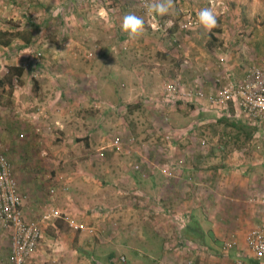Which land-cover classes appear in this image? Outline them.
<instances>
[{
    "label": "rangeland",
    "instance_id": "obj_1",
    "mask_svg": "<svg viewBox=\"0 0 264 264\" xmlns=\"http://www.w3.org/2000/svg\"><path fill=\"white\" fill-rule=\"evenodd\" d=\"M259 1L264 6V0ZM132 3V12L144 19V32L139 39L130 41L122 32L125 14L111 15L101 30L102 40L92 37L90 44L75 40L78 45L72 50L75 58L68 67L72 71L70 77L67 70L63 77L60 70L43 68L45 84L52 82L61 87L67 84L70 93L62 94L54 103L49 101L48 94L44 103V92L33 85L29 94L20 96L26 105L23 116L29 123L32 124V117L26 112L36 105L40 108L37 113L41 123H46L47 117H56L55 109H61L71 123L68 135L71 141L65 150L57 142L58 130H47L44 124L39 136L43 140L33 144L28 129L31 124H27L22 131L24 136H17L10 151L13 159L23 158L18 159L17 167L29 185L41 184L36 188L40 203L32 219L40 223L42 238L27 264H74L72 255L77 261L81 257L87 259L85 264H159L163 257L170 264L194 262L189 247L160 255L158 238L154 239L152 234L160 237L158 232L162 228L170 234L169 240L177 232L184 234L186 224L180 221L187 220L199 199L227 197L228 187L233 184L229 177L239 183V178L248 174L247 166L254 167L253 173L261 177L259 184L264 185L262 128L256 130L245 119L241 122L234 117L218 118L206 106L197 110L191 103H162L164 83L178 81L186 86L192 83L193 75L197 76L198 69L190 58L192 39L199 29H195L197 25L182 28L188 20H195L194 16L180 15L175 8L159 16L133 7L138 0ZM259 11L254 17L245 13L243 16V12L234 14L233 20L264 26V7ZM203 32L206 31L200 33ZM96 41L105 42L102 61L96 58L101 53ZM88 51L93 52L92 58H86L84 52ZM4 91L11 97L9 89ZM31 96L41 98V104L32 106ZM54 97H50L51 101ZM215 133L219 140L212 143L215 148L225 143V149L237 147L244 149L246 155H232V159L220 154L211 157L208 142L211 144L214 140L211 135ZM84 137L89 140L81 142ZM135 157L150 159L154 170L168 168V172L162 169L149 172L150 166L131 170ZM228 163L230 168H220ZM187 170L183 178L177 173ZM211 175L215 177L212 180ZM232 193L240 198L239 193ZM239 207L248 209L237 205V210ZM220 210L214 211L217 217ZM223 225L224 230L237 234L234 238L226 235L223 243L240 242L248 230L245 223ZM75 246L80 249V256L73 254L71 248ZM217 247L220 250L216 248L210 254L215 264L232 263V256L221 253L219 241ZM107 256H111L109 260H105ZM119 257H124L125 262H118Z\"/></svg>",
    "mask_w": 264,
    "mask_h": 264
},
{
    "label": "crops",
    "instance_id": "obj_2",
    "mask_svg": "<svg viewBox=\"0 0 264 264\" xmlns=\"http://www.w3.org/2000/svg\"><path fill=\"white\" fill-rule=\"evenodd\" d=\"M258 1L173 0L175 12L180 15L194 16L193 19L197 21L195 29H199V32L195 33V37L192 39L193 52L190 58V62L198 69L197 76L194 77L193 75L192 77L191 82L194 84L191 83L185 86L180 83L184 88H200L206 94H210L214 93L217 88L239 84L246 75L247 69L253 65L264 69V26L256 24L254 27L248 20L247 22H239L238 18L233 20L234 14L242 12L243 16L244 13L253 17L258 14L259 10H263L264 7ZM132 4V0H0V66L2 67L0 68V149L12 165L13 174L18 181L19 192L23 197L22 210L25 219L28 221H33V212L40 203L38 202L40 195L36 188L41 184L35 187L34 185L30 186L29 181L24 178L17 167L18 159L21 161L23 158L19 156L15 160L10 154L17 136L21 135L23 137L25 134L22 132L24 126L31 124L23 116L25 115L26 105L20 100V96L23 93L29 94L33 85L34 89L38 88L39 92L40 89L44 92L45 96L42 99L44 103L48 94L51 96L55 95L54 101H51V96L49 97V101L54 103L61 98L62 94L70 93L66 87L68 86L67 84L62 85V87L54 85L55 83L52 82L45 84L47 80L42 77L43 73H45L44 69L49 67L53 72L60 70L63 73V77H66L67 70V77H70L72 71L68 67L75 58L73 56L75 53H72L73 47L76 48L75 46L78 45V42L90 44V38L92 37L102 40L100 38L104 32L101 30L104 28L103 25L109 21L107 17H111V15L115 17L117 14L123 15L132 12ZM209 7L217 17V26L211 32L200 33L204 28L199 25L197 20L198 10ZM75 40H78V42ZM95 45L101 52L96 57L99 59L97 61H102V58L104 60L102 55L106 51L103 49L105 42L103 44V41H96ZM9 61H14V63H9ZM10 67H21L23 69L19 83H17L15 78L12 79L10 85L1 81ZM31 78H34L35 81H32ZM219 85L221 86L218 87ZM44 86H48V88H44ZM5 89H9L11 97L4 94L7 92L4 91ZM30 99L32 106L41 104L39 103L41 98L36 99V97L31 96ZM62 102L65 104L64 100ZM193 105L197 110L199 107H203V105ZM31 108L33 110L30 111L28 109L26 113L27 116L30 113L32 117V124L28 126L30 127L28 129L32 133L33 144L43 140H40L39 136L41 134L40 126L44 124L47 125V130L52 128L58 130L56 135L60 139L57 142L60 144V148L65 150L67 148L66 144L70 140L68 135L71 128V123L66 121V114L61 109H55L57 116L47 117V122L41 123L39 113H37L40 109L39 105ZM233 115L234 119L238 118L236 120L243 119L239 118L234 112ZM36 116L38 118L35 121L34 117L36 118ZM222 119L230 120L232 118ZM241 122L243 121L241 120ZM263 130L264 126L262 127ZM213 136V141L209 138L211 144L219 141L216 140L218 133L211 135V137ZM86 140H89L88 137H84L81 142ZM211 144L208 142L209 155L211 157L214 154H220L223 157L232 159V155L235 157L238 154L241 157L246 155L244 154V149H242L243 152L238 150L237 147H233L231 150L225 149V143H222L219 148H215ZM102 153L104 157V152ZM252 153L256 154L253 151ZM57 156L60 157L61 153ZM143 160L148 163L144 164L145 161ZM143 160L140 157L139 159L136 158L133 165H130V169L134 170V166L139 165V167L144 166L145 168L150 166L148 170L153 173L158 172L160 169L163 172H168V168L154 170L150 159L144 157ZM230 165L234 166L233 163H230ZM226 167L230 168L229 163L228 165L223 164L220 168ZM243 170L241 172H244ZM253 170L254 167L247 166L245 173L248 174L243 178H239V183L232 181L229 177L233 184L229 187L225 185V190L228 187L229 191L226 194L227 197L214 198L213 196V199L212 196H209L208 199H199L197 205H194L191 214L187 216V220L180 221V224H186L184 234L177 232L172 240L168 239L170 234L164 228L158 232L160 237L157 234H152V237L154 239L158 238L156 240L159 241L158 253L165 255L171 251L181 252V250L189 247V251H192V258H195L194 262L189 261L192 264H215V260H212L210 254L215 253V249L218 248V241L223 248L226 242L223 243L224 241L222 240L226 235V238L237 236L233 232L224 230V223L232 225L234 223L241 225L245 223V227L248 229L247 232L252 228L263 225L261 223L264 222V185L259 184L261 177L253 173ZM177 173H180L179 175L183 178L184 173H188V170ZM209 178L212 180L215 177L211 175ZM211 180L208 182L209 185L212 182ZM52 190L53 188H51ZM234 191L236 195L240 194V198L233 195L232 192ZM237 205L246 206L248 209L244 211L239 207L240 209L237 210ZM201 206L205 208H199ZM218 209H221V215L217 217L214 211H218ZM243 217L247 218V220L245 218L246 222ZM174 218L176 219V217ZM238 227L240 228L241 226ZM10 236V230H0V264H12L10 261ZM245 236L240 242L233 240L236 246L226 257L232 256V260L237 255H241L246 261L249 260L248 262L252 264H258L246 257ZM183 240H185V243ZM145 246L148 249L152 248L148 244H145ZM71 250L74 255H81L80 249L76 248V246L75 249L71 248ZM218 250L220 249L218 248ZM72 256L70 258L74 261V264H85L88 262L84 257L79 258V261H77ZM110 257L107 256L105 260H109ZM111 261V263L114 262L113 259ZM159 264L170 263L166 262L165 257H163L159 260ZM261 264H264V258Z\"/></svg>",
    "mask_w": 264,
    "mask_h": 264
},
{
    "label": "built area",
    "instance_id": "obj_3",
    "mask_svg": "<svg viewBox=\"0 0 264 264\" xmlns=\"http://www.w3.org/2000/svg\"><path fill=\"white\" fill-rule=\"evenodd\" d=\"M138 1L140 3V0ZM196 25L195 20H188L182 28H192ZM85 56L92 58L93 52L88 51ZM173 102L206 106L221 119L234 117V112L251 126L262 128L264 126V69L253 65L247 69L246 75L239 84L217 88L210 94H206L200 88H184L179 82H166L163 86L162 103L171 105ZM100 156L103 157L102 152ZM133 169L139 171L140 167L135 165ZM22 204L23 197L19 192L12 165L0 149V230L11 231L10 261L12 264H27V260L35 252L42 238L40 223L25 219ZM244 242L246 257L261 264L264 258V224L250 229L246 233ZM235 246L232 240L226 242L223 245L222 254L227 256ZM117 261L125 262V258L119 257ZM248 261L241 255H237L230 264H252Z\"/></svg>",
    "mask_w": 264,
    "mask_h": 264
},
{
    "label": "clouds",
    "instance_id": "obj_4",
    "mask_svg": "<svg viewBox=\"0 0 264 264\" xmlns=\"http://www.w3.org/2000/svg\"><path fill=\"white\" fill-rule=\"evenodd\" d=\"M133 7H142L149 13L163 16L174 7V2L173 0H140V3L134 4ZM197 20L206 32H211L217 26V17L210 7L198 10ZM121 30L130 41H135L143 35L144 19L135 12H129L122 18Z\"/></svg>",
    "mask_w": 264,
    "mask_h": 264
},
{
    "label": "trees",
    "instance_id": "obj_5",
    "mask_svg": "<svg viewBox=\"0 0 264 264\" xmlns=\"http://www.w3.org/2000/svg\"><path fill=\"white\" fill-rule=\"evenodd\" d=\"M22 74H23V69L21 67H10L8 68L7 74L4 76V78L1 81H4L10 85L12 79L15 78L16 81L19 83V78L22 76Z\"/></svg>",
    "mask_w": 264,
    "mask_h": 264
}]
</instances>
